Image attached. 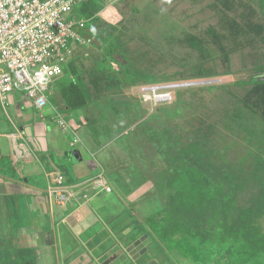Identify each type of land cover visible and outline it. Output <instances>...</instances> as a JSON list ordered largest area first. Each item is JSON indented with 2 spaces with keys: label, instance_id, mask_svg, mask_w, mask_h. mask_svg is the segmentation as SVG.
Returning <instances> with one entry per match:
<instances>
[{
  "label": "trees",
  "instance_id": "trees-1",
  "mask_svg": "<svg viewBox=\"0 0 264 264\" xmlns=\"http://www.w3.org/2000/svg\"><path fill=\"white\" fill-rule=\"evenodd\" d=\"M258 3L264 12V0ZM235 5L236 0H214L222 30L209 28L204 38L188 35L184 39L186 45L198 53L199 59L190 63L172 58L170 64L183 70L169 76L141 67V59L130 57L126 42L117 34L119 29L101 21L98 13L103 6L95 0L85 1L74 14L76 19L85 21L81 34L89 37L102 55L94 59L91 68H84L77 55L68 62L66 81L59 84L61 99L69 110H78L86 108L102 92L114 89L216 77L218 73L209 65L214 61L213 54L218 53L228 64L232 52L256 41L264 42V25L254 23L250 16L254 10L238 21L235 15H229L237 12ZM99 21L103 31H96ZM91 24L94 27L88 30ZM165 56L162 53L159 60ZM255 71L248 80L233 84L246 87L245 92L240 96L229 92V103L221 108L218 122L200 121L185 135L147 121L136 128L157 146L161 155L167 157L166 152L171 151L178 161L176 176L166 183L169 197L165 209L152 215L156 218L151 221L152 228L171 250H179L196 264H264V230L260 223L264 219V64H257ZM180 95L170 102L176 109L182 104ZM120 104L124 111L113 104L115 117L128 121L139 118L138 113L130 116L131 104ZM173 115L174 112L168 114ZM159 116L154 114L152 118L160 119ZM132 122L121 121L117 132H126L123 136H127ZM219 125L228 134L236 135V140L227 143L219 135Z\"/></svg>",
  "mask_w": 264,
  "mask_h": 264
},
{
  "label": "rangeland",
  "instance_id": "rangeland-1",
  "mask_svg": "<svg viewBox=\"0 0 264 264\" xmlns=\"http://www.w3.org/2000/svg\"><path fill=\"white\" fill-rule=\"evenodd\" d=\"M95 1L98 3V0ZM213 3L214 0H117L109 5L110 8L103 6L105 11L103 16L99 17L102 19L101 21L119 29L117 34L126 42V48L131 52L130 57L141 59L142 61L139 63L141 67H149L153 74L171 76L175 72L183 70L170 64L172 58L177 57L180 61L187 60L190 63L199 59L198 53L191 51L186 45L184 39L188 35L204 38L209 28L222 30L220 13L216 12ZM243 6H245L244 9ZM235 7L237 12L229 13L230 17L235 15L239 21L241 16H248L251 13L250 9H253L254 14L251 13L252 15H250L253 22L264 25V12L258 0H236ZM101 21L96 24V31H103ZM93 27L91 24L88 30ZM80 50L81 52L76 54V58L84 65V68L93 67L94 59L102 55L101 49L99 50L93 45L82 47ZM162 53L166 56L163 60H159ZM213 57L214 61L209 62V65L218 73L216 77L188 80L183 83L184 86L178 85L182 84L180 83L182 81L172 83L178 85L171 88L173 100L175 97L178 98V94H181L179 98L182 100V104L177 109L173 103L164 104L160 107L155 105L154 101L147 98L149 95L144 93L145 86L140 84L121 90L114 89L102 92L100 97H96L87 106L93 110L92 113L88 109L86 112L91 113L92 125H95L97 129L104 124L112 123L118 127L121 121L128 124L133 121V126L127 132V136L121 135L115 142L118 150L114 147L111 150L115 153L112 157L115 164L118 163V168L120 169V166L126 168V170L120 169L118 173L125 172L129 175L130 181L128 184L121 181L117 172L110 174L111 177H115L114 184L120 191L119 195L114 192L111 196L113 200H110L112 203H118L121 206L119 209L122 215L130 217L131 214L134 217L133 235L131 234L126 238L129 240L142 239V243L145 245L142 253L137 250L138 253L130 255L131 258L126 255L125 264H196L194 259L185 258L179 250H171L169 243L161 240L156 230L152 228L151 221L153 218L156 219L152 215L155 214L156 216L165 209L169 197L166 183L176 176L178 161H175L176 156L171 151L166 152L167 157L161 155L157 146L148 141L146 135L137 131L136 128L140 123L147 121L152 125L169 126L176 133L185 135L197 127L200 121L218 122V119L221 118V108L229 103V92L238 96L245 92L246 87L234 86L233 84L237 81L248 80L250 76L256 73L257 64H264V42L256 41L252 46L232 52L228 64L223 61L218 53L213 54ZM68 62L62 64L63 74L56 78V81L54 80L55 82L50 86L53 94L46 93L48 100L58 103L59 106H62L59 98V84L61 81H66L64 77L69 72ZM111 66L113 69L116 67L115 64ZM85 78L87 79L86 76ZM59 79L60 81H58ZM166 87L167 85L164 88ZM121 101L131 104L129 107L131 108V117L138 113L139 118L128 121L122 117V120L115 117L113 104H117L123 110ZM0 108L2 109L1 106ZM6 110L10 112L8 108ZM173 112V116H168ZM154 114L155 116L160 115V119L152 118ZM218 129L219 135L227 143L231 144L236 140L237 136L228 134L223 126L219 125ZM218 140L216 138V141ZM234 147L236 150H241L239 146ZM63 164L67 175H72L70 162H63ZM132 186L136 187L135 198L139 202L136 206H134V201L130 196L126 195L129 193L127 190L131 189ZM162 186L165 189L159 190V187ZM104 197L106 198V196ZM118 199L121 200V204L116 202ZM148 218H150L149 221ZM260 223L262 230H264V219ZM157 227L154 228L157 229ZM120 237L118 233L113 234L111 240H108L105 245H114ZM62 243L64 245L66 241ZM73 245L74 248L80 249L76 251L79 252V255H76L77 261L74 264H89L86 261H89L91 255L86 254L85 257L80 255L81 251L85 249L83 245ZM97 251L95 250L92 255L96 256L100 253V249ZM125 254L127 253L125 252ZM1 256L2 260L5 261L13 258L15 264H36L35 250L33 249L25 250L24 255L21 251L8 249ZM43 260L46 261L43 264H67L73 261L70 258H63L60 248L59 251L53 250L51 254H42L37 261L42 263Z\"/></svg>",
  "mask_w": 264,
  "mask_h": 264
},
{
  "label": "crops",
  "instance_id": "crops-1",
  "mask_svg": "<svg viewBox=\"0 0 264 264\" xmlns=\"http://www.w3.org/2000/svg\"><path fill=\"white\" fill-rule=\"evenodd\" d=\"M104 11L102 8L98 16ZM61 105L48 100L45 109L38 110L17 92L9 95L10 112L0 108V254L12 249L24 255L25 250L33 249L36 264H43L45 260L37 261L42 254L60 248L63 258L73 260L67 264H74L79 248L73 244H78L85 248L80 255H91L86 261L89 264H125L126 255L142 253L145 246L142 239L126 238L133 235L134 217L122 215L121 206L111 202L112 194L120 191L110 174L126 170L118 168L111 150L126 132L118 133L112 123L97 129L89 107L69 110L62 99ZM57 115L66 121L65 127L58 125ZM63 162H70L72 175H67ZM57 174L63 175L65 185L80 194V199L61 205L48 198L47 187ZM118 174L128 184L129 175ZM98 177L106 181L111 192L94 185ZM135 188L126 194L134 206L139 204ZM116 202L121 204L120 199ZM115 233L121 236L118 242L106 246ZM97 249L100 253L92 255ZM1 255L0 264H15L13 258L5 261Z\"/></svg>",
  "mask_w": 264,
  "mask_h": 264
},
{
  "label": "built area",
  "instance_id": "built-area-1",
  "mask_svg": "<svg viewBox=\"0 0 264 264\" xmlns=\"http://www.w3.org/2000/svg\"><path fill=\"white\" fill-rule=\"evenodd\" d=\"M85 1L0 0V106L3 110L9 106V95L17 92L36 109H45L46 93H52L50 86L63 74L62 64L75 57L80 48L92 45L90 38L80 32L85 28V21L76 19L74 14ZM115 1L98 0V3L107 7ZM178 85H148L144 93L158 106L172 102L171 88ZM54 119L59 126H66L59 115ZM94 185L111 192L102 177ZM47 195L61 205L81 198L65 185L61 174L53 177ZM82 197L85 199L87 195Z\"/></svg>",
  "mask_w": 264,
  "mask_h": 264
},
{
  "label": "water",
  "instance_id": "water-1",
  "mask_svg": "<svg viewBox=\"0 0 264 264\" xmlns=\"http://www.w3.org/2000/svg\"><path fill=\"white\" fill-rule=\"evenodd\" d=\"M261 77H263V76H261ZM261 79H263V80H264V78H261ZM73 155H74V157H75V158H77V157H78V154H77V152H76V151L74 152V154H73Z\"/></svg>",
  "mask_w": 264,
  "mask_h": 264
}]
</instances>
